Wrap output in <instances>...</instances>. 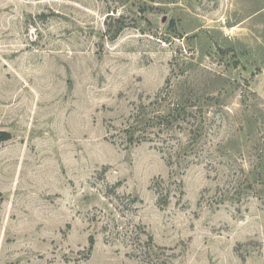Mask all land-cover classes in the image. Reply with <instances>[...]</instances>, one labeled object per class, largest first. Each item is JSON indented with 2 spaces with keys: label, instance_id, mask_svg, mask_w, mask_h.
Masks as SVG:
<instances>
[{
  "label": "rangeland",
  "instance_id": "rangeland-1",
  "mask_svg": "<svg viewBox=\"0 0 264 264\" xmlns=\"http://www.w3.org/2000/svg\"><path fill=\"white\" fill-rule=\"evenodd\" d=\"M167 80L203 131L126 145ZM1 133L0 264H264V0H0Z\"/></svg>",
  "mask_w": 264,
  "mask_h": 264
},
{
  "label": "trees",
  "instance_id": "trees-1",
  "mask_svg": "<svg viewBox=\"0 0 264 264\" xmlns=\"http://www.w3.org/2000/svg\"><path fill=\"white\" fill-rule=\"evenodd\" d=\"M122 20V16L114 20L115 30L112 32V39L121 33L124 26ZM191 88V84L188 85L186 81L175 83V81L167 80L165 88L158 91L148 104L141 103L137 106L126 120L122 130L127 140L126 145L151 141V137L155 134H161L164 139H167L170 134L179 130L187 131V134H193L195 138L198 137L203 127L196 120L197 111L194 110L197 108L198 97L194 95ZM199 112L203 117L202 111ZM9 138L8 133H1L0 143ZM88 242L91 251L94 245L93 238L89 237Z\"/></svg>",
  "mask_w": 264,
  "mask_h": 264
}]
</instances>
